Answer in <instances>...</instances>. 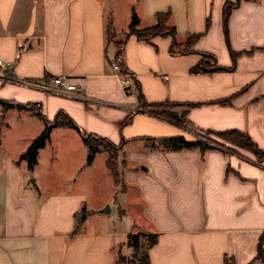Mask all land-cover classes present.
I'll use <instances>...</instances> for the list:
<instances>
[{"label": "crops", "instance_id": "0c3cea01", "mask_svg": "<svg viewBox=\"0 0 264 264\" xmlns=\"http://www.w3.org/2000/svg\"><path fill=\"white\" fill-rule=\"evenodd\" d=\"M225 1L0 0V99L36 104L40 113L0 105L4 129L9 114L37 124L21 149L0 152V264H129V234L139 235V244L155 235L146 250L149 264H264V160L242 150L162 151L142 140L191 135L138 111L139 92L149 104L181 108L188 125L244 132L264 151V0H241L224 32ZM132 13L137 29L168 14L165 24L175 28L181 47L189 35L203 34L187 52L171 54L170 36L141 40L129 34ZM199 52L231 69L191 72ZM116 61L123 65L120 73L132 75L128 90L112 67ZM58 76L81 96L21 83L48 84ZM58 114L77 128L52 127L29 170L21 155ZM83 133L123 143V181L109 170L106 152L86 165ZM72 150L81 158L77 169L91 170L102 156L111 191L97 208H87L84 194L53 189L46 179L54 174L49 159ZM81 208L86 216L74 233Z\"/></svg>", "mask_w": 264, "mask_h": 264}, {"label": "trees", "instance_id": "16d2710c", "mask_svg": "<svg viewBox=\"0 0 264 264\" xmlns=\"http://www.w3.org/2000/svg\"><path fill=\"white\" fill-rule=\"evenodd\" d=\"M241 0H226L223 9H222V22H223V30L226 32L227 27V20L229 17V14L231 12V9L236 7L238 3ZM169 15L164 13H158L156 14V23L147 28L143 29H137L136 26L138 24L137 16L132 13L129 23V34H134L138 39L141 40H149L151 37L154 36H170L172 38V43L170 47V53L171 54H177V53H185L187 50H189L192 43L196 42L203 33H197L192 34L187 37L186 42L184 43L183 47L186 48L184 50L179 51L178 48L180 47L176 42V30L173 26H167L166 20L168 19ZM206 26H208V22L206 21ZM119 47V56L120 51L122 49L123 44L120 43ZM200 59L197 62L196 66L191 69V72L193 73H209V72H215V71H222V70H230L231 68H223L217 65L215 61V57L211 53L207 52H199ZM117 64L120 66V69H122L123 65H121L120 62L116 61ZM124 71V70H123ZM128 90V88H126ZM138 111H143L147 113H151L156 115L158 118H161L163 120H166L168 122H171L177 126H181L186 130L184 127L186 121L184 118L178 116L177 114L166 111L164 108L165 105H168L167 103H155V104H149L147 103L140 92L138 93ZM0 105L3 110H7L9 108L15 107L17 109H25V110H32L38 112L37 105L36 104H18L14 102H8L0 99ZM159 108V109H158ZM40 115V113H37ZM184 116V113L183 115ZM43 119V118H42ZM130 120V117H128L125 122H128ZM188 124V123H187ZM54 126H68L72 128H77L76 125L73 123L72 120L67 118L65 115L58 114L55 118V120L52 123H49L48 121H45L43 130L32 139L28 147L26 148L25 152L21 155V159H24L27 163V168L31 170L33 166L37 162V153L38 150L41 149L46 141L49 138V133ZM207 133H213L217 134L218 136H233L232 139H229V142H231L233 145L244 147L250 146L252 152L255 154V156L258 157V162L264 160V151L259 149L256 144L251 141L249 136L245 134L244 132H240L238 130H225V131H211L206 130ZM142 140H148L153 142H158L157 147L150 146L151 149H159L162 151H181V150H198L200 153H203L209 149L215 148L214 146H211L205 141H202L200 139H194V140H187L183 135H175V136H168V137H145L142 138ZM244 140V141H243ZM82 141L87 147V156H86V165L91 164L93 161L95 154L97 152H106L107 153V166L109 170L111 171L112 175L117 181V171H116V163L117 159L119 158L120 151L122 149V144L115 145L108 141L107 139L94 135V134H82ZM105 144V145H102ZM109 147V149H107ZM86 216V210L85 208H81L79 212H77L74 215L75 219V227H74V233L77 232ZM139 238L140 236L137 234H129L127 237V244L133 248L134 252H136L139 248ZM148 244L146 248L144 249V252L142 254V257L139 258H132L129 260V264H149L148 255H147V248L148 246L152 245L156 241L155 235H147ZM264 241V234L259 239V244ZM260 246H259V255H260ZM121 261L124 262V258L121 257Z\"/></svg>", "mask_w": 264, "mask_h": 264}, {"label": "rangeland", "instance_id": "374dc122", "mask_svg": "<svg viewBox=\"0 0 264 264\" xmlns=\"http://www.w3.org/2000/svg\"><path fill=\"white\" fill-rule=\"evenodd\" d=\"M186 48V46H185ZM184 47H179L178 50H184ZM164 108L167 112L171 111L177 114L180 117H184L183 111L181 108H177L171 105H165ZM159 109V108H158ZM2 116V115H1ZM0 116V152H4L6 154H13L16 149H21L23 142L26 140L27 136L35 131V127L37 124L33 119L9 114L7 115V120L10 125L8 129H4L2 126V118ZM184 127L187 132L191 135V140L200 139L202 141L207 142L211 146L215 148L222 149L228 152H236L242 150L244 152H248L256 161L258 157L252 152L250 146L244 145V147L233 145L229 142V139H232L233 136H218L217 134L207 133L206 130H201L195 128L191 125L185 123ZM244 141V140H243ZM145 146L147 148H151L150 146L157 147L158 142L148 141L146 140ZM30 144V143H29ZM105 145V144H102ZM106 146V145H105ZM28 147V146H27ZM26 147V148H27ZM109 149V147H107ZM26 150V149H25ZM73 151V150H72ZM25 152V151H24ZM100 153V152H97ZM96 153V154H97ZM95 154V155H96ZM45 156L48 157V154ZM46 158V157H45ZM121 156L117 159L116 163V171H117V182L123 181L121 178V168H119ZM81 158H78L73 151V154L68 157H63L62 154L60 156L54 157L49 162V170H54L53 175H47V181L51 179L50 185L53 186V189H64L70 190L74 194H84L86 197L87 208L94 207L97 208L104 198L110 197L109 193L111 191L110 188V176L103 175V162L102 156L98 157L93 168L91 170H86L79 168L77 169V163ZM47 160V158H46ZM258 162V161H257ZM120 185V184H119ZM121 186V185H120ZM58 191V190H55ZM111 207H115L113 203H110ZM109 208L110 206L107 205ZM148 244V239L143 238L140 242L139 248L136 252L133 253V258L142 257L144 249ZM128 260L124 259V263H127Z\"/></svg>", "mask_w": 264, "mask_h": 264}, {"label": "built area", "instance_id": "2783aa9c", "mask_svg": "<svg viewBox=\"0 0 264 264\" xmlns=\"http://www.w3.org/2000/svg\"><path fill=\"white\" fill-rule=\"evenodd\" d=\"M113 69L120 73V67L117 63L112 65ZM121 74V84L125 86V89L128 86L129 80L131 78V74L129 73H120ZM27 86H38L44 90L54 91L57 93H62L66 95H72L75 97H80L81 95L78 92V88L74 83H70L66 77L58 76L54 77L50 80L48 84L45 83H36V82H21Z\"/></svg>", "mask_w": 264, "mask_h": 264}, {"label": "water", "instance_id": "95a60500", "mask_svg": "<svg viewBox=\"0 0 264 264\" xmlns=\"http://www.w3.org/2000/svg\"><path fill=\"white\" fill-rule=\"evenodd\" d=\"M103 211H105V212L109 211V207L106 206V207L103 209Z\"/></svg>", "mask_w": 264, "mask_h": 264}]
</instances>
